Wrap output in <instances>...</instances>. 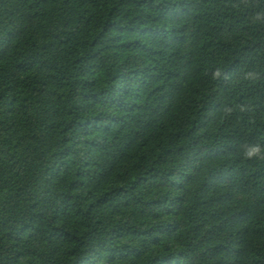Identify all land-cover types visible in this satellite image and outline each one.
I'll return each instance as SVG.
<instances>
[{"label": "trees", "instance_id": "obj_1", "mask_svg": "<svg viewBox=\"0 0 264 264\" xmlns=\"http://www.w3.org/2000/svg\"><path fill=\"white\" fill-rule=\"evenodd\" d=\"M0 264H264V0H0Z\"/></svg>", "mask_w": 264, "mask_h": 264}, {"label": "clouds", "instance_id": "obj_2", "mask_svg": "<svg viewBox=\"0 0 264 264\" xmlns=\"http://www.w3.org/2000/svg\"><path fill=\"white\" fill-rule=\"evenodd\" d=\"M247 155H248L249 157H251V156L253 155V153H248Z\"/></svg>", "mask_w": 264, "mask_h": 264}]
</instances>
